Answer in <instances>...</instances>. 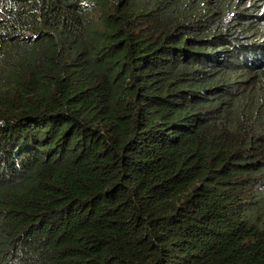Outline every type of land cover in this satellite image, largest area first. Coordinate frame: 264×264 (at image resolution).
<instances>
[{
	"label": "trees",
	"instance_id": "obj_1",
	"mask_svg": "<svg viewBox=\"0 0 264 264\" xmlns=\"http://www.w3.org/2000/svg\"><path fill=\"white\" fill-rule=\"evenodd\" d=\"M0 264H264V0H0Z\"/></svg>",
	"mask_w": 264,
	"mask_h": 264
}]
</instances>
